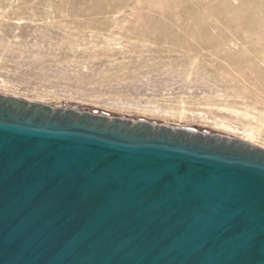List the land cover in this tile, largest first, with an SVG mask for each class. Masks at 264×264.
Here are the masks:
<instances>
[{
	"label": "water",
	"instance_id": "95a60500",
	"mask_svg": "<svg viewBox=\"0 0 264 264\" xmlns=\"http://www.w3.org/2000/svg\"><path fill=\"white\" fill-rule=\"evenodd\" d=\"M0 264H264V148L0 94Z\"/></svg>",
	"mask_w": 264,
	"mask_h": 264
},
{
	"label": "rangeland",
	"instance_id": "374dc122",
	"mask_svg": "<svg viewBox=\"0 0 264 264\" xmlns=\"http://www.w3.org/2000/svg\"><path fill=\"white\" fill-rule=\"evenodd\" d=\"M218 8L215 0H0V94L227 137L256 125L252 143L264 146V120L235 112L262 110L263 94L232 70V58L249 57L240 41L216 48L223 24L209 12ZM250 13L238 23L263 21ZM152 106L158 114L143 111Z\"/></svg>",
	"mask_w": 264,
	"mask_h": 264
},
{
	"label": "bare ground",
	"instance_id": "6f19581e",
	"mask_svg": "<svg viewBox=\"0 0 264 264\" xmlns=\"http://www.w3.org/2000/svg\"><path fill=\"white\" fill-rule=\"evenodd\" d=\"M215 1L217 3L219 1V8L214 10V11H211V12L208 11L209 15H213V17L215 15L218 18H221L220 21L223 24L222 35L221 36L217 35V38L214 37V43L216 45V48H222L223 47V48H229L230 49L231 47H234L235 45H237L238 41H240L239 43H241V45H243V46L240 45L241 46L240 48H242V47L245 48L243 50L244 51L243 54H241V57H243L244 54H246L247 52L248 53L250 52L253 54L252 56H250L251 54L249 53V57H246L244 59H234V58L231 59V57H230V59L233 60L231 63V66H232V70L234 72H236L239 76H242V78L244 80H247L248 83L251 84V86L254 88L255 92H257L261 95L263 94L262 101L261 102L259 101L258 103H261L264 106V70L260 69V66H262V64L264 65V0H248L247 2H246V0H244L243 2L240 3V6L234 5L235 0H215ZM250 11H252V14L250 13ZM242 12H245V14H246V12L250 13V16L251 15L253 16L254 14H258V15L262 14L261 19L263 21H259L258 23H254L253 20H251V18H250V20L248 18L246 21L242 20V22H240L241 17H242V14H241ZM209 15H207V17H209ZM246 15L248 16V14H246ZM214 19H215V17H214ZM238 20H240L239 23H238ZM206 34L208 35V33H206ZM190 35H191V33H190ZM192 39H193V37H192ZM208 39H207L208 41H206V42H209L211 40L210 37H208ZM206 42H204V43H206ZM200 43H199V45H200ZM210 43H212V42L210 41ZM208 45H210V44L208 43ZM212 45L214 46V44H212ZM205 46L206 45H204V47H203V45H202L203 49L205 48ZM213 48H215V47H213ZM229 49H228V51H229ZM224 51H225V49H224ZM248 53H247V55H248ZM239 54L240 53H238L237 55H239ZM231 55H233V54H231ZM138 109H140V107ZM142 109H144V108H142ZM142 109L140 111H142ZM254 110H257L258 116L251 114V111H254ZM143 111H147V112L150 111V112H154V113L157 112V114H158L159 109L156 107L155 108L149 107V109L148 108L146 109V107H145V109ZM184 111L185 110H183V111L181 110V112H179L180 115H182L184 113ZM164 112L169 113L168 109L164 110ZM164 112H163V114H164ZM235 112L236 113L241 112V114L243 116H246V117L250 115L251 118L257 119L258 121L264 120V108L262 110H259L255 106V103L253 105L246 104L243 106L242 111H239L238 109H236ZM174 113L172 111L170 114L173 115ZM159 114H162V113L160 112ZM215 124L218 125L219 127L221 126L222 128H225L228 130H233V131L237 130V128H234L230 124H227L223 121L222 122H215ZM258 132H259L258 126H256V125L255 126L245 125L244 130L241 133V134H243V136L235 135V136H233V138H237V139L243 140L245 142H248L250 144L264 148V146H262V145H259L257 143H252V139L257 137Z\"/></svg>",
	"mask_w": 264,
	"mask_h": 264
}]
</instances>
